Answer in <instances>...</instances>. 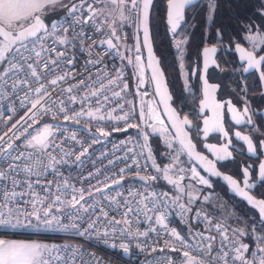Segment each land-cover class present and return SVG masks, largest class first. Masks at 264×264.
Instances as JSON below:
<instances>
[{
	"label": "built area",
	"instance_id": "1",
	"mask_svg": "<svg viewBox=\"0 0 264 264\" xmlns=\"http://www.w3.org/2000/svg\"><path fill=\"white\" fill-rule=\"evenodd\" d=\"M87 2L91 4L92 8H96L95 1L87 0ZM83 12L82 19L89 15L87 5H85ZM67 13L65 12L59 17H64ZM68 22L73 24L77 32L80 31L81 26L75 25L71 17H68ZM113 22L112 16L99 22L94 19V24L83 25L85 33L92 36L96 41V45L93 46V55L94 57H100L101 63L95 64V66L91 64L86 66V61L89 59L88 54L81 51L78 43L74 41L73 43H76L77 46L69 48L68 54L75 57V79H68L63 82L65 88L69 85L75 86L77 81L86 79L89 75L95 76L97 71L101 70L104 73V81L107 83L109 77L116 79V75L119 73L120 79L117 80L115 85H108L103 93V95L108 96V100L105 101L103 95H101L99 97L100 104L96 103L97 97H89L87 101L81 102L83 97L88 94V89L77 91L74 87L73 93L65 92L61 96V99L67 105L66 113L58 112L56 119H53L51 114H43L34 121L29 120L28 117L32 115L29 112L31 108L29 99L34 100L35 96L26 97L27 85H19L15 89L12 86L14 81L18 84L20 79H24L23 72H9V75L5 77L7 85L0 81V137H3V140H0V171H6L10 176L15 175L7 168L8 160L6 158L19 155L20 152H24L25 155L33 153V160H13L12 163L26 164L34 162L37 156L43 159L45 165L49 161L52 163V168L39 177L41 183H33L31 189L27 188L25 181L34 182L37 179L36 176H26L23 172L16 176L19 184L16 191L18 193L27 192L28 194L18 195L15 199L7 201L4 199L5 192L13 188L11 180H0V213L5 214V216L11 213L14 223L17 218L21 224L26 223L28 213L33 211L32 203H29V201L46 199L47 203L54 199L51 193L57 191L55 184L52 185L50 193L42 190L48 187L50 181L59 182L64 193L61 198L66 202L71 200L73 194L78 195L80 191H83L86 200L81 201V203L95 205V211L92 209H89L87 213L83 210L79 211L78 215L82 219H73L69 216V213H75L77 209H72L67 204L64 206L57 205V207H62L63 211H57L54 208L53 214L61 217V224L66 226L62 230H47L43 227L39 230L31 227H0V239L53 246L55 249L54 255L58 257L53 261V264H185L188 260V257L183 254L185 251L190 256L196 257L192 264H198L200 253L194 251L193 247L185 245L202 247L204 242L198 237L192 238L190 232L216 237L212 242L214 248L221 243V236L214 227L220 223L200 208H191L181 202L174 201L168 196V214L163 217V222L168 225V229L161 228L160 225L154 222V219L148 221L143 214L138 217L132 215L133 227L124 235H121L119 231L121 227H124L123 225L108 223V220L113 218L120 219L126 207H137L136 200H133L130 193L145 192L146 195H150L153 191L163 193L152 185L153 180L151 179L147 181V184L134 180L135 177L141 175L145 177L152 176V172L141 137L135 104L130 93V74L125 66L122 53L117 47L109 49L107 44L101 46V41L105 37L112 38ZM97 26L100 29L99 31L96 30ZM71 34L72 28H69L67 35L71 37ZM118 34L119 38L123 40L126 29H119ZM26 43H29V41ZM47 43L51 44V39ZM88 43L91 44L92 41L88 40ZM17 47L6 54L8 60L12 59ZM56 47L62 48L63 46L56 45ZM51 55L55 56V53H51ZM36 63L39 64L40 61L37 60ZM9 67L7 60L0 63V75ZM86 67L87 71L85 70ZM125 85H127L126 88ZM32 87H35V85H32ZM114 92H118L119 96L113 95ZM69 95H76V103L68 101ZM22 100L24 106H21ZM63 106L61 105V107ZM97 109H100L99 115L105 117L103 120L87 115L89 111L96 112ZM81 111L84 113L83 115L78 117L74 115L75 112ZM109 114L111 119H109ZM125 114L126 119L119 118L125 116ZM64 115L71 116L73 119L66 121L63 119ZM49 125L53 126L52 136L49 138L51 146L46 152L40 153L37 149L25 147L28 139H31ZM101 131L107 133V135H101ZM6 133L7 135H5ZM72 136H75L76 140L71 139ZM9 144H12V148H8ZM56 145H60V147H56ZM69 151L72 153L71 155H64L65 152ZM81 152L84 155H81L80 160L77 161L76 156L80 155ZM48 153H51V157ZM62 160L67 161V163H57V161ZM43 167L44 165H39L36 170L41 171ZM55 169L59 170V174L56 173ZM122 169L123 171H121ZM138 172L140 175H137ZM64 180H67L71 186L63 188ZM117 181L119 182L117 183ZM108 185H111V187H108ZM73 187L77 190L76 193H73ZM96 189L105 190L98 192ZM33 192L37 193L38 196L33 195ZM89 192L92 195H89ZM117 193L121 195H117ZM105 196L108 199H104ZM137 199H140V197L137 196ZM124 200L130 201V204L124 205ZM180 204L190 208L191 211L182 212L179 207ZM42 207L41 204H36L37 209L42 210ZM77 208H79V205ZM101 208L106 213L108 220H105L101 214ZM197 212L201 214L200 217L196 216ZM148 215L152 216L153 214L148 213ZM89 217L91 219L100 217V219L86 234L80 235L79 233L83 232L87 224L91 222ZM72 223H75L78 227L76 229L71 228ZM150 226L156 231H151ZM112 227H116L118 230L113 233L110 231ZM106 229L109 230L108 237L102 235ZM171 229H175L184 238L185 245H182L181 241L176 240L171 235ZM144 232H147L148 235H140ZM228 235L230 239H234L229 231ZM113 244L117 247L114 248ZM120 244L128 246V254H124L123 250L118 247ZM137 245L140 247H137ZM173 249L177 250L174 251ZM93 257L96 258L95 261Z\"/></svg>",
	"mask_w": 264,
	"mask_h": 264
},
{
	"label": "snow or ice",
	"instance_id": "2",
	"mask_svg": "<svg viewBox=\"0 0 264 264\" xmlns=\"http://www.w3.org/2000/svg\"><path fill=\"white\" fill-rule=\"evenodd\" d=\"M130 2L131 8L133 10H137V18L140 20V24L143 28L144 33V43L148 46L149 52L151 53V46L148 41V20H149V8L152 4V0H111L112 4H125ZM195 2V0H170L168 8V22L172 25L173 31H175L180 20L183 19V12L185 10L186 5H191ZM87 5V11L89 15L87 17L84 16L83 9ZM57 7H68V5L63 3V0H0V37H3L4 44L3 48H0V63H3L7 60L10 67L0 75V81L3 82L4 85H7V80L5 77L9 75V72L20 73L23 72L24 79H20L17 84L16 81L13 82V88L15 89L19 85H27L28 92H26V97H30V95H34L35 99H29L31 104V108L29 112L32 113L28 117L29 120H37L40 115L43 114H51L53 119L57 118V113H66L67 105L65 101L61 99V96L66 93H73V88L75 87L77 91H82L83 89H88V94L85 95L81 102L87 101L89 97H97L96 103L100 104L101 101L99 97L103 95L105 90L108 88V85H115L117 80L120 79L119 73L116 75V79L108 78L107 83L104 81V73L101 70L97 71L95 76L89 75L86 79H82L77 81L75 86L69 85L67 88L63 86V82L68 79H75V57L68 54L69 48H74L77 46L74 41L78 43L81 51H85L88 54L89 59L86 61V66L91 64L95 66V64L101 63L100 57H94L93 55V46L96 45V41L92 36L85 33L83 25L92 23L94 24V19L96 16L97 10L92 8L91 4H88L87 0H81L79 5L72 4L68 9V13L64 17H57L52 19L51 21L46 22L45 16L50 11H55ZM214 10V9H213ZM211 11V10H210ZM140 12H142V18H140ZM68 17H71L74 21L75 25H80V31L77 32L72 23L68 22ZM123 18V17H122ZM211 18V16L209 17ZM69 28H72L71 37L67 35ZM19 31H16V30ZM96 30L99 31V27H96ZM59 33V34H58ZM111 37H116L115 29L111 32ZM118 38V37H117ZM51 39L52 43L48 44L47 41ZM249 39H253L249 37ZM88 40H91L92 43L89 44ZM25 41H29V43H25ZM19 43V47L15 49V53L12 56L11 60H8V57L5 55L6 52H12L11 45ZM103 44H107L109 49L115 48L116 45L113 43V39L109 37H105L103 41H101V46ZM56 45L63 46L62 48H57ZM23 49V51H21ZM139 51V48H137ZM215 52L216 49L205 50V55L207 56L208 52ZM237 51L241 53V58L243 60H247L248 68H245L244 71H248L249 68H256L258 65L264 61V57H261L259 60L256 59L251 53L245 52L243 48L237 47ZM51 53H55V56H52ZM139 60V57L136 58ZM39 60L40 63L37 64L36 61ZM15 61V63H13ZM207 66V63H206ZM87 71V67L85 68ZM158 69H154V79H157L158 87L162 81V74L159 76ZM19 79V78H18ZM261 79L264 80V74L261 75ZM142 83V81H141ZM35 85V87H32ZM127 85H125V88ZM215 90V89H213ZM55 93V95H53ZM113 95L119 96L118 92H114ZM103 99L108 100L107 95H103ZM68 101L71 103H76L77 97L76 95H69ZM61 105H64L61 107ZM21 106H24V101H21ZM103 106V105H101ZM217 107H222V105H217ZM36 110V111H33ZM233 111H235L233 109ZM100 109H97L96 112L89 111L87 115L92 118H98L103 120L105 117L103 115H99ZM245 113H247V109H245ZM84 113L75 112V116L83 115ZM120 119H126L125 116L119 117ZM64 120H72L73 117L64 115ZM109 119H111V115L109 114ZM27 122V121H26ZM78 122V121H77ZM239 122V121H237ZM250 122V121H249ZM184 124L189 123L187 119L183 121ZM209 122L206 120L205 125ZM52 127L51 125L46 126L40 133L33 136L31 139H28L25 143V147H31L37 149L38 152L43 153L46 152L47 149L51 146L49 142V138L52 136ZM207 130V129H206ZM179 131V129H178ZM101 135H107V133L101 131ZM7 135V133L5 134ZM239 137L240 134L237 133ZM248 142L249 151H254L252 142L248 140V137H240ZM19 139V137H17ZM71 139L76 140L75 136H72ZM0 140H3V137H0ZM56 147H60V145H56ZM189 150L192 149V145L186 144ZM8 148H12V144L8 145ZM72 153L65 152L64 155H71ZM51 157V153H48ZM84 155L83 152L80 155L76 156V160H80V156ZM33 153H29L25 155L24 152H20L19 155L9 156L6 159L8 160L7 168L10 169L12 173L15 175H9L6 171H0V180H8L10 179L13 185V188L10 191L5 192L4 199L7 201L9 199H15L18 195L24 196L27 195V192L16 191V188L19 187V184L16 180V176H18L21 172H23L26 176H36L37 179L34 182L25 181L27 184V188L31 189L33 187V183L39 184L41 183L39 177L41 175L46 174L48 169L52 168V163L49 161L46 165L44 164L43 159L39 156L35 159L34 162H29L26 164H15L11 161L13 160H21L24 161H32ZM149 159H151V154H149ZM54 160V157L52 158ZM202 159V157L200 158ZM67 163V161H57V163ZM135 163V161H134ZM39 165H44L41 171H37L36 168ZM153 167H155V162L153 161ZM56 173L59 174V170L55 169ZM123 171V169L121 170ZM159 171V169H157ZM169 169H164V178L168 180L169 184H173L176 188L183 192L184 189L180 187V183L177 180H173L168 176ZM218 175V173H213ZM137 175H140L139 172ZM248 176V172L245 171V177ZM140 179L147 184L148 180L156 179L155 176H140ZM228 179V178H226ZM260 179L264 181V164L260 165ZM119 181H117L118 183ZM201 183L207 185L208 181L201 179ZM229 183H231L234 187L236 186V182L229 179ZM55 184L57 191L55 193H51V196L54 197L50 202L46 203V199H38L34 201H29L32 203L33 211L28 213V218L26 219V223L21 224L20 220L17 218L14 223L11 218V213L7 216L5 214L0 213V227H31L33 229L39 230L41 227L47 230H62L64 225L61 224V217L53 214V209L56 208L57 211H63L62 207H57V205L71 207L72 209H77L75 213H69V216L73 219L80 218L78 213L80 210L87 213L89 209L95 211V205L92 203H81V201H85L86 197L83 191H80L79 194H73L71 196L70 201H65L61 197L64 195L61 185L57 181L48 182V187L43 188L44 192H51L52 185ZM71 185L67 180L63 182V188H68ZM245 186H248L247 180H245ZM111 187V185H108ZM105 189H96V191H104ZM73 193H76V189L72 188ZM92 195L91 192L88 193ZM242 195H246V193H241ZM33 195H37V193L33 192ZM117 195H121L117 193ZM133 197V200H136V208L128 206L121 214L120 219L113 218L112 220H108L106 213H104L103 208L100 209L101 214L103 215L105 220H108L109 224L112 225H123L119 229L120 234L124 235L133 227V218L132 215H136L137 217L140 214H143L148 221H152L161 228L168 229V225L163 222V217L168 214V193H157L155 191L151 192L150 195H146L145 192L140 193H130ZM137 196L140 199H137ZM250 203H252L255 207L259 208L260 219L264 221V201H254L252 197H246ZM104 199H108L107 196ZM191 202V200H190ZM41 204L42 210L36 208V204ZM124 205H129L130 201L124 200ZM79 205V208L77 206ZM148 205H151L150 207ZM182 212H190V208H186L185 205L180 204ZM148 213H152V216H149ZM200 213L197 212L196 216L200 217ZM87 224L86 229L83 232H80V235H84L88 232V230L92 229L100 217L96 219H91ZM207 219V217H205ZM71 228L76 229L78 226L75 223L70 225ZM216 231L221 236V243L218 247H213V241L216 239L214 236H205L203 233H193L190 232V236L192 238L198 237L201 241H203L202 247H194L193 245H185L184 238L175 230L171 229V235L178 241H181L182 245L187 247H193L194 251L200 253V259L198 264H264V234H257V229L253 227L252 232L249 234L245 232L244 229L234 228L232 229V236L235 239H230L228 235V229L225 228L221 224H217L214 226ZM118 229L116 227H112L110 229L111 232L115 233ZM151 231H156V229L151 228ZM99 234V233H98ZM102 235L104 237L109 236V230L106 229L103 231ZM140 235L147 236L148 233H140ZM245 235H250L254 241V246L250 250V245L242 242V237ZM114 248L117 245H112ZM124 252V254L129 253V248L126 244H120L118 246ZM137 247H140L137 245ZM174 251L177 249H173ZM54 247L49 246L47 244L40 243H14L7 242L4 240H0V264H53L55 259H58L54 255ZM185 257H188V260L185 264H192V261L196 259V257H192L189 255L187 251L184 253ZM95 257L93 260L95 261Z\"/></svg>",
	"mask_w": 264,
	"mask_h": 264
},
{
	"label": "flooded vegetation",
	"instance_id": "3",
	"mask_svg": "<svg viewBox=\"0 0 264 264\" xmlns=\"http://www.w3.org/2000/svg\"><path fill=\"white\" fill-rule=\"evenodd\" d=\"M206 37L209 38L207 35ZM249 37L253 39L250 41ZM257 37L260 35L249 34L245 41L237 39L228 41L223 36H215L211 39L213 41H207L197 54L188 57L183 52V59L177 65L179 87L176 89L174 99L172 98V104L180 117H185L190 122L189 134L197 152L210 161L213 160L219 172L236 180L239 187L252 197L264 201V181L260 179V165L264 164V85L262 87L258 73L259 70L264 74V62L245 72L248 63L240 62L234 52V46L238 45L252 53L256 59L264 56L263 35L260 45L256 44ZM130 39L134 40L135 34L133 32L131 37L126 30L125 38L119 39V43L126 47ZM177 41L176 38L174 40L176 59L180 52L175 44ZM212 47L217 49V52L211 59V53L208 55L207 62L211 65L205 70L206 99L199 105L203 99L200 53L203 48ZM138 120L141 137L146 139L144 120L143 118L140 120L139 117ZM206 120L209 122L207 125ZM237 133L240 134L239 137ZM240 137H248L254 151L250 152L248 142ZM189 164L192 165L190 162ZM192 167L210 183L211 187H220L226 192L218 180L203 175L194 165ZM245 171L248 172L247 177ZM245 180L248 182L247 187Z\"/></svg>",
	"mask_w": 264,
	"mask_h": 264
},
{
	"label": "trees",
	"instance_id": "4",
	"mask_svg": "<svg viewBox=\"0 0 264 264\" xmlns=\"http://www.w3.org/2000/svg\"><path fill=\"white\" fill-rule=\"evenodd\" d=\"M166 1L167 0H154L150 13V32L154 52L160 59V66L166 77L167 85L173 99L176 89L179 87L178 64L174 48V40L176 38L178 41L175 44L178 48L180 49L179 39H181L184 41L182 46L183 52H185L188 57H191L195 53L197 54L198 50L203 47L207 41L214 39L215 36H223L228 41L232 39L245 41L246 36L249 34H259L264 37V0H210L212 2H210V4L208 2L209 0H202L199 4L186 11L185 22L181 25L177 36L173 39L169 37L165 23L164 3ZM67 11L68 10L50 11L46 14L45 20L46 22L51 21ZM210 16L211 18H209ZM132 34L133 31L130 30L129 36L132 37ZM206 35L209 36V38H207ZM117 37L119 38L118 32ZM126 44L133 47L134 40L130 39ZM122 56L130 74V93L133 99L132 80L134 74L127 64V61H125L123 53ZM148 145L149 154H151V159L147 156L148 162L151 166V160H153L155 165L159 167L163 159L161 152L163 146L161 145V141L159 138L150 135L148 138ZM182 157L185 159L183 155ZM151 172L153 176L154 172L152 167ZM158 178L159 177H156V179L152 181V185L163 193H168V196L171 195L172 192L170 189L163 186L164 181H159L160 179ZM207 192L215 194H210L208 199L204 200V195ZM182 195L184 194L177 195V202L179 201L191 208L197 207L206 211L215 221L225 226L229 230L231 236V230L234 228L244 229L245 232L250 234L253 226H256L257 234H264V226L258 222L256 214L242 203L228 196L225 190L220 187L203 188L198 198L193 200L187 198L186 195ZM190 200H192V202H190ZM233 238L235 239V237ZM241 239L243 243L250 245L251 250L254 246V241L251 236L245 235Z\"/></svg>",
	"mask_w": 264,
	"mask_h": 264
},
{
	"label": "rangeland",
	"instance_id": "5",
	"mask_svg": "<svg viewBox=\"0 0 264 264\" xmlns=\"http://www.w3.org/2000/svg\"><path fill=\"white\" fill-rule=\"evenodd\" d=\"M93 1H95L96 3L95 9L97 10V12H96L95 20L97 22L105 18H111L113 16L114 19L113 26L115 27V29L116 28L118 29L119 26L121 27L124 26L127 31L134 30L133 32L135 34V39H134L133 47L131 46L124 47L116 40H113V43L116 45V47H118L122 51V53L124 54L125 61H127V64L130 66L134 74L132 80L133 93H134L133 100L137 109V115L139 119L141 120V118H143L144 120L145 130H146L145 134L147 137L146 139L144 138L142 140L145 146V152L147 156L149 157L148 138L150 135L159 138V140L161 141V145L163 146V150L161 151L163 157V159L161 160L162 164L159 165V167L157 165L153 167V160H151V167L154 172L153 176L159 177L158 178L160 179L159 181L162 180L164 181V182L162 181L163 186L165 188L167 187L168 189H170L172 193L169 196L171 197V199H173L176 202L178 199L177 195L180 194H184L186 195L187 198L192 200L198 198L203 188H211V186L209 182L207 185L201 183V179L204 180L206 179L198 171H196L194 167H192V165H190L186 159L182 157V153L176 146L173 137L169 133L166 125L164 124L159 114L157 105L152 95L150 83L144 69L139 37L136 31L137 10H133L131 8L130 2L125 3L123 5L119 3L114 5L111 3V0H93ZM208 2L210 4L211 1L209 0ZM132 15L135 21L134 27H133ZM248 40L251 41V39ZM179 42H180V52L177 59L178 65L179 62H181V59H183L182 46L184 41L179 39ZM261 43H262V35H260V37H257V41H256V44L260 45ZM4 44L5 43L0 40V48H3ZM137 48H139V51H137ZM6 54L7 52L5 53V55ZM137 56L139 57V60L136 59ZM139 123L140 121L138 120V125ZM157 169H159V171H157ZM164 169H169L168 176L171 179L179 181L180 187L184 189L183 192H180L175 185L168 183V180L164 178ZM210 194L213 195L215 193L207 192L204 195L205 196L204 200H207ZM253 227L256 228V226Z\"/></svg>",
	"mask_w": 264,
	"mask_h": 264
},
{
	"label": "water",
	"instance_id": "6",
	"mask_svg": "<svg viewBox=\"0 0 264 264\" xmlns=\"http://www.w3.org/2000/svg\"><path fill=\"white\" fill-rule=\"evenodd\" d=\"M201 1L202 0H195V2L193 4L186 5L185 10L183 12V19L179 21L175 31H173L172 25L168 22V12H169L168 5H169L170 0H167L164 3V6H165V23H166V27H167V33L171 39H173L177 35L181 25L185 22L186 11L188 9L196 6ZM153 3H154V0H152V4L149 8V20H148V41H149V44L151 46V53L149 52L148 46L145 45V43H144L143 28H142V26L140 24V20L138 18H137V34L139 36V42H140V46L142 49L144 69H145L147 78H148L149 83H150L152 95H153V98L155 100V103L157 105L159 113H160L168 131L170 132L176 146L179 148V150L181 151V153L185 157V159H187L192 165H194L203 175H205V176H207L213 180H218L219 184L226 189V194L228 196L234 198L235 200H237L239 202H242L244 206H246L249 210H251L252 212H254L256 214L258 221L260 223L264 224V221H262L260 219L259 208L255 207L246 198L247 196H250V197H252V196L248 192H246L243 188H240L236 180H234L230 176H227V175L219 172L217 170V168L215 167V165H214L215 162L213 160L210 161L203 154H200L197 152L195 145L191 141L190 134H189V130L191 128L190 122L187 120L189 123L184 124L183 121L187 118L180 117L179 113L174 108V106L172 104L173 99H172L169 87L167 85V80H166L164 72L160 66V59L156 56V54L154 52L153 43H152L151 32H150V13H151ZM140 18H142V12H140ZM16 31H19V30H16ZM0 40L2 42L6 43L3 39V37H0ZM26 42H28V41H25V43ZM17 46H19V43L11 45V48L14 49ZM237 47H238V45L234 46V52L237 55L240 62H244V63L247 62V60H243L241 58V53L239 51H237ZM239 47L243 48L245 52H248L244 47H242V46H239ZM206 49L211 50V49H213V47L212 48H203L201 50V53H200V56H201L200 83L202 86V97H203V99L199 103V105H201V103L206 99L205 88L207 86V81L205 78V70H206V68H208L211 65V63L207 62L208 61V55H209V53H211V57H210V59H211L214 57L215 53L217 52V49L214 53L209 51L207 56H206L205 55ZM248 53H250V52H248ZM261 57H264V56H261ZM262 62H264V61H262ZM206 63H207V66H206ZM245 68H248V65H246ZM154 69L159 70V73H157L158 76L160 74H162V81H161L159 87L157 84V79L153 78L154 77ZM248 71H249V69H248ZM245 72H247V71H245ZM258 73H259L260 81H261V84L263 87L264 81L261 79L262 74L259 70H258ZM178 129H179V131H178ZM189 143L193 146L191 150H189L187 147H185V145L189 144ZM201 157H202V159H200ZM214 172L218 173V175L213 174ZM226 178H228V179H226ZM229 179L236 182L235 187L231 183H229ZM134 180L138 181L142 184H145V182L142 181L140 179V177H135ZM241 193H246V195H242ZM252 199L254 201H261V200L255 199L254 197H252Z\"/></svg>",
	"mask_w": 264,
	"mask_h": 264
},
{
	"label": "crops",
	"instance_id": "7",
	"mask_svg": "<svg viewBox=\"0 0 264 264\" xmlns=\"http://www.w3.org/2000/svg\"><path fill=\"white\" fill-rule=\"evenodd\" d=\"M81 2V0H63V3L68 5V7H57L56 10H68L72 4H77L79 5ZM132 21H133V25H134V17L132 15ZM121 27V26H119ZM118 27V28H119ZM115 29V27L113 28ZM116 30V37H112L113 40H116L117 42H119V38H117V28L115 29ZM0 240H3V239H0ZM4 241H7V242H14V243H28V242H24V241H12V240H4Z\"/></svg>",
	"mask_w": 264,
	"mask_h": 264
}]
</instances>
